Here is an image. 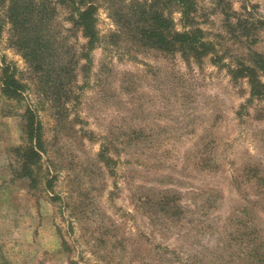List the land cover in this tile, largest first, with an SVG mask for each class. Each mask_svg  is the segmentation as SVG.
Masks as SVG:
<instances>
[{
  "label": "rangeland",
  "instance_id": "obj_1",
  "mask_svg": "<svg viewBox=\"0 0 264 264\" xmlns=\"http://www.w3.org/2000/svg\"><path fill=\"white\" fill-rule=\"evenodd\" d=\"M90 1V52L57 9L55 37L71 50L55 88L9 25L0 38V264H264V97L240 71L264 83V0H191L189 21L168 0ZM151 6L175 31L201 29L209 52L136 38ZM7 64L22 103L1 94ZM28 106L43 127L34 183L17 155Z\"/></svg>",
  "mask_w": 264,
  "mask_h": 264
},
{
  "label": "trees",
  "instance_id": "obj_2",
  "mask_svg": "<svg viewBox=\"0 0 264 264\" xmlns=\"http://www.w3.org/2000/svg\"><path fill=\"white\" fill-rule=\"evenodd\" d=\"M169 1V2H168ZM182 8L185 21H189L194 10L191 0H168ZM59 6L69 9L67 18L73 27L80 30L87 39L85 50L90 52L98 41L96 31V6L90 0H11L10 5L0 17V38L4 27L9 25L10 42L30 64L36 76L47 80V86L54 88L58 79L61 80L69 74L68 60L63 59L69 53L59 45L55 37L54 23L57 19ZM144 18L150 22V28L136 23L134 36L141 39L145 44L158 47L164 51L180 49L185 54L193 53L198 56L200 50L209 52L207 48L211 44L205 42L202 30L197 28L192 31L173 30V21L163 11H157L155 6L144 7ZM189 17V19H188ZM202 54V53H201ZM264 69V63L260 65ZM249 77L253 94L264 97V83L256 76V69L246 68L240 70ZM1 94L10 99H16L22 103L25 99V85L16 77V69L7 64L2 71ZM23 132L25 144L17 149L19 160L22 164L20 177L32 179L33 167L38 166L43 159V127L36 111L28 106L23 114ZM264 182V177L259 178ZM255 257L253 253L250 255Z\"/></svg>",
  "mask_w": 264,
  "mask_h": 264
}]
</instances>
